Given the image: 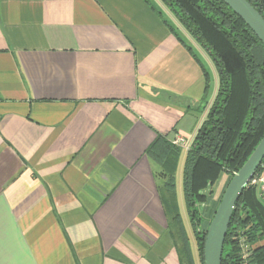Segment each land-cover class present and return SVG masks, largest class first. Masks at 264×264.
Returning <instances> with one entry per match:
<instances>
[{"label":"crops","instance_id":"0c3cea01","mask_svg":"<svg viewBox=\"0 0 264 264\" xmlns=\"http://www.w3.org/2000/svg\"><path fill=\"white\" fill-rule=\"evenodd\" d=\"M180 28L160 0H0V264H198L147 152L217 91Z\"/></svg>","mask_w":264,"mask_h":264},{"label":"trees","instance_id":"16d2710c","mask_svg":"<svg viewBox=\"0 0 264 264\" xmlns=\"http://www.w3.org/2000/svg\"><path fill=\"white\" fill-rule=\"evenodd\" d=\"M160 1L210 57L218 73L215 97L185 152L182 167L184 205L198 251V264H203L206 230L199 228L197 220V205L206 197L203 190L213 186L222 174L232 176L264 136V47L223 0ZM247 1L264 18V0ZM177 37L199 63L207 94L210 80L205 65ZM147 152L159 166L166 213L179 222L174 176L182 150L165 136H157ZM262 166L264 157L258 170ZM240 236L251 246V264H264V204L257 197L255 186H246L236 201L221 264H240ZM190 264L195 263L190 259Z\"/></svg>","mask_w":264,"mask_h":264},{"label":"water","instance_id":"95a60500","mask_svg":"<svg viewBox=\"0 0 264 264\" xmlns=\"http://www.w3.org/2000/svg\"><path fill=\"white\" fill-rule=\"evenodd\" d=\"M254 32L264 47V18L247 0H223ZM264 157V136L228 181L208 224L203 243V264H221L224 239L236 201Z\"/></svg>","mask_w":264,"mask_h":264},{"label":"rangeland","instance_id":"374dc122","mask_svg":"<svg viewBox=\"0 0 264 264\" xmlns=\"http://www.w3.org/2000/svg\"><path fill=\"white\" fill-rule=\"evenodd\" d=\"M178 32L184 39L190 38L191 40H193L184 29L180 28ZM206 64L207 66L206 65L205 66H206V70L208 71L209 80H210L209 93H208V99H207V102H209L211 99H213L211 97L213 96L215 90L218 88V73H217V70L213 62L210 63V61H208V63ZM208 108H206V111H204L205 117H206ZM186 141L188 142L189 140H186ZM184 157H185V151L182 150V153L180 156L181 164L177 166L176 171H175V176H174L175 197L177 198L179 202V205H180L179 207H180V210L182 211L183 216H185L186 214L184 202H183V193H182V167H183L182 163H183ZM223 176L219 177V179L216 181L217 183L215 182L216 184H214L213 186H208L206 187L205 190H203L202 194L206 196L205 200L200 201L197 205V210H198L197 220H199L200 229H205V230L207 229L208 224L214 214V211L220 201L222 193L231 177L229 174H223ZM191 242H193V240H191Z\"/></svg>","mask_w":264,"mask_h":264},{"label":"built area","instance_id":"2783aa9c","mask_svg":"<svg viewBox=\"0 0 264 264\" xmlns=\"http://www.w3.org/2000/svg\"><path fill=\"white\" fill-rule=\"evenodd\" d=\"M173 144L182 146L185 151L188 150L190 144H186L185 139L182 137H176L172 140ZM247 186H255L258 189V196L261 202L264 204V166L253 174ZM239 250L241 253L240 264H251L252 249L249 243L243 236L239 237Z\"/></svg>","mask_w":264,"mask_h":264}]
</instances>
